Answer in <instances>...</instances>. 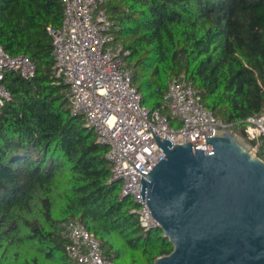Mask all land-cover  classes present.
Here are the masks:
<instances>
[{"label": "trees", "instance_id": "trees-1", "mask_svg": "<svg viewBox=\"0 0 264 264\" xmlns=\"http://www.w3.org/2000/svg\"><path fill=\"white\" fill-rule=\"evenodd\" d=\"M112 33L144 106L160 109L184 73L204 105L227 123L264 113V0H107ZM61 0H0V46L37 65L25 79L6 73L11 99L0 112V264H75L62 225L81 220L115 264H153L173 245L145 231L132 198L111 181L108 147L74 114L55 84L52 37Z\"/></svg>", "mask_w": 264, "mask_h": 264}, {"label": "built area", "instance_id": "built-area-1", "mask_svg": "<svg viewBox=\"0 0 264 264\" xmlns=\"http://www.w3.org/2000/svg\"><path fill=\"white\" fill-rule=\"evenodd\" d=\"M64 12L59 27L48 26L52 37L54 83L67 86L74 114L82 115L100 144L108 147L111 181H121L122 198H132L141 227L160 228L148 204L141 198V174H149L166 154L159 147L168 137L173 143L206 144V137L239 132L264 160V113L249 116L244 125L227 123L207 108L193 82L184 73L174 77L164 95L170 114L180 121L170 124L160 109L143 105L142 94L126 65L130 54L112 33L114 21L107 0H61ZM33 78L37 65L23 54L10 55L0 46V112L11 99L2 83L6 73ZM260 151L261 154L260 155ZM67 255L75 264H115L104 254L101 242L79 219L62 225Z\"/></svg>", "mask_w": 264, "mask_h": 264}, {"label": "water", "instance_id": "water-1", "mask_svg": "<svg viewBox=\"0 0 264 264\" xmlns=\"http://www.w3.org/2000/svg\"><path fill=\"white\" fill-rule=\"evenodd\" d=\"M154 136L166 157L141 174V198L173 250L153 264H264V160L245 136Z\"/></svg>", "mask_w": 264, "mask_h": 264}, {"label": "rangeland", "instance_id": "rangeland-1", "mask_svg": "<svg viewBox=\"0 0 264 264\" xmlns=\"http://www.w3.org/2000/svg\"><path fill=\"white\" fill-rule=\"evenodd\" d=\"M163 101H164V103H165V100H163ZM165 104H166V103H165ZM166 105H167V104H166ZM167 106H168V105H167ZM169 111H170V109H169ZM260 155H262V154H261V151H260Z\"/></svg>", "mask_w": 264, "mask_h": 264}]
</instances>
